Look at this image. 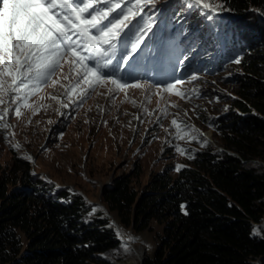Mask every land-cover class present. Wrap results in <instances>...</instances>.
Here are the masks:
<instances>
[{"label": "trees", "instance_id": "1", "mask_svg": "<svg viewBox=\"0 0 264 264\" xmlns=\"http://www.w3.org/2000/svg\"><path fill=\"white\" fill-rule=\"evenodd\" d=\"M224 2L241 19H225L224 49L217 34L206 43L215 47V68L235 58L243 68L232 111L217 119L237 152L199 150L190 165L175 175L167 166L142 191L127 174L104 190L124 224L143 230L154 219L163 223L143 264H259L264 257V238L251 235L264 222V165L248 164L264 149V0ZM203 24L190 15L182 29L173 24L171 35L174 27L185 35ZM32 167L14 152L0 175V264H114L103 257L122 244L110 217L87 220L91 205L83 195L51 193Z\"/></svg>", "mask_w": 264, "mask_h": 264}, {"label": "rangeland", "instance_id": "2", "mask_svg": "<svg viewBox=\"0 0 264 264\" xmlns=\"http://www.w3.org/2000/svg\"><path fill=\"white\" fill-rule=\"evenodd\" d=\"M164 3L165 0H158L157 7H162ZM225 7L230 11L224 13L235 14L230 6L225 4ZM230 17L235 20L232 15ZM224 18L222 16L219 25L214 28L208 24L201 28L207 27L208 33L217 34L224 30ZM195 31L190 30L185 35L187 40H184L185 36L181 38L184 40L179 45L181 51L189 41H194V47L185 60V70L176 73L178 78L185 79L183 85H177L176 91L188 93L189 99H182L175 91L157 88L148 91V84L145 83L144 89L129 88L113 93L115 99L112 100L108 96V88L114 85L108 81L106 87L98 86L82 106L74 107L71 100L64 97L65 89L60 87V84L69 83L62 78L68 70V65L64 64L61 72L53 77L59 81L57 85L43 86L30 96L27 103L31 107L21 106L19 117L9 113L6 119L14 136L6 137L0 131V175L12 163L14 152L21 157L30 155L34 175L48 184L51 193L69 189L72 193L83 195L91 205L87 220L109 216L122 237V243L130 249L124 252L119 247L103 254L114 264H132L140 248L143 252L136 264H143V257L153 252L154 241L163 233L164 225L156 219L143 230L124 224L119 212L111 210L104 197L106 186L127 174L131 175L134 188L142 191L154 175L165 171L167 166L173 167L175 175L177 165H190L199 150L236 151L222 139L219 132L222 128L217 125V119L232 111L233 100L240 95L238 75L243 69L241 62L236 63L238 58H235L222 69L214 68L212 63L209 64L212 60L210 52L208 57H205L206 54L199 55L206 36ZM163 35L170 39L169 33ZM193 74L198 77L195 81L191 79ZM52 96L58 99L53 100ZM63 104H69V107L64 108ZM4 106L0 105V108ZM161 113L165 115L161 116ZM137 116L142 122L136 119ZM173 119L192 126L202 134L201 139L208 141L207 146L201 147L195 140L186 143L185 140L174 139L176 127L171 124ZM180 134H185L183 129ZM192 134L195 133H188L189 136ZM176 144L189 149V153L182 155L177 152L173 147ZM188 155L193 158L189 159ZM248 164L264 165V149L252 155ZM256 227L264 229V222ZM129 236L135 237V241L128 242ZM263 236L264 231L260 237ZM258 262L264 264V259Z\"/></svg>", "mask_w": 264, "mask_h": 264}, {"label": "snow or ice", "instance_id": "3", "mask_svg": "<svg viewBox=\"0 0 264 264\" xmlns=\"http://www.w3.org/2000/svg\"><path fill=\"white\" fill-rule=\"evenodd\" d=\"M157 3L158 0H0V105H5L0 108V131L6 137L14 136L6 119L9 113L19 117L21 106L31 107L27 103L30 96L43 86L57 85L59 81L53 77L61 72L64 64L68 70L62 78L69 83L60 87L65 89L63 95L74 107L82 106L98 86L106 87L108 81L114 85L108 88L112 100L113 93L129 88L144 89L145 83L148 91L153 88L175 91L182 99H189L188 93L176 91L177 85L185 83L176 73L185 70V60L193 50L194 41H189L181 51L179 45L187 37L179 39L183 32L174 27L173 38H166L159 22L172 13L169 19L182 29L187 17L195 15L214 28L219 25L222 14L230 9L225 7L224 0L219 3L165 0L159 8ZM176 5L179 13L175 12ZM235 62L239 63V59ZM197 78L195 74L191 76L193 81ZM62 106L68 108L69 104ZM136 119L142 122L141 117ZM157 123H160L159 117ZM171 124L176 127L174 139L186 143L195 140L201 147L207 146L208 141L201 139L202 134L192 126L176 119ZM182 129L184 135L180 134ZM189 132L195 134L189 136ZM173 147L182 155L190 151L179 144ZM25 159L32 160V157ZM183 167L177 165L175 170ZM262 231L253 227L251 235L261 236ZM117 237L122 239L119 232ZM135 239L129 236L128 242ZM120 249L130 251L124 243Z\"/></svg>", "mask_w": 264, "mask_h": 264}, {"label": "bare ground", "instance_id": "4", "mask_svg": "<svg viewBox=\"0 0 264 264\" xmlns=\"http://www.w3.org/2000/svg\"><path fill=\"white\" fill-rule=\"evenodd\" d=\"M142 249L140 248L139 250H138V252H137V257H136V259H133L132 261H131V263L132 264H136V263H138V260L141 258V256H142Z\"/></svg>", "mask_w": 264, "mask_h": 264}, {"label": "water", "instance_id": "5", "mask_svg": "<svg viewBox=\"0 0 264 264\" xmlns=\"http://www.w3.org/2000/svg\"><path fill=\"white\" fill-rule=\"evenodd\" d=\"M144 258H145V257H143V260H144ZM263 258H264V257H263ZM263 258H262V259H263Z\"/></svg>", "mask_w": 264, "mask_h": 264}]
</instances>
